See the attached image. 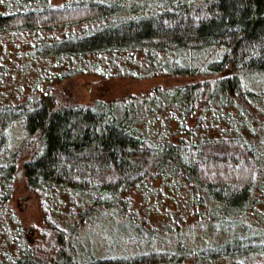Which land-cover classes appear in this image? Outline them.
Instances as JSON below:
<instances>
[{"label": "trees", "instance_id": "1", "mask_svg": "<svg viewBox=\"0 0 264 264\" xmlns=\"http://www.w3.org/2000/svg\"><path fill=\"white\" fill-rule=\"evenodd\" d=\"M0 3V39L24 37L28 46L14 52L46 84L0 106V220L21 166L55 246L50 263L15 227L20 238L14 250L0 245V264H264V153L248 132L249 117L264 125V0ZM151 76L177 82L119 97L99 91L115 77ZM72 79L99 94L62 100L53 84ZM207 117L218 131L200 136ZM20 118L27 134L16 146ZM165 187L172 207L149 229L133 195L153 200ZM116 217L138 249L115 251L105 224L99 243L82 242L89 226Z\"/></svg>", "mask_w": 264, "mask_h": 264}, {"label": "rangeland", "instance_id": "2", "mask_svg": "<svg viewBox=\"0 0 264 264\" xmlns=\"http://www.w3.org/2000/svg\"><path fill=\"white\" fill-rule=\"evenodd\" d=\"M3 4L4 3H0V7H4ZM10 35L11 34L3 35L0 39L1 107L4 105H16V103H23L27 97L32 95V91L35 90L34 92L40 95L46 88L44 86L46 84L40 85L33 81L32 76H28L34 73V68L30 67L28 62L26 63L25 59H23L24 62L21 60V58L19 59L14 52L18 49L23 50L26 46H28L27 40L22 36ZM4 49L12 50L13 52H5ZM69 81L75 80H66V82L63 81L62 83L53 84L52 88L56 95L61 96L60 98L66 101L65 95L70 96L72 95V93H75L79 98H81L80 100L82 102L89 103L95 98V95L99 94V91L103 93L104 97H119L123 96L124 94H140L146 92L157 84H161L164 86L173 84L177 82V79L166 76H151L148 78L115 77L110 80L109 83L112 86H110L108 90H105V87H103L99 91L96 89L92 90V88H94L93 84L89 85V83L85 81H83L84 86L79 83V80L77 83ZM79 85L82 88L79 89ZM38 87L39 89H35ZM244 120H241L240 118L239 123H242ZM257 121L258 120L256 119V117H249L248 122L249 124H252V127L251 129H248V132L252 131L253 135L255 136V145L261 152L264 153V125H261ZM229 124L231 125L233 124V122H230ZM244 124L245 123L243 122L238 126L240 132ZM168 126H170V124ZM11 127L13 141L15 142L16 146H20L27 134L23 119L20 118L19 120L15 121ZM197 129H199L198 134H200V136L201 134L205 133H207L208 135H212V133L214 134L216 133V131H218V129L214 126V122L211 121L208 117L205 118L204 122L201 123L199 127H197ZM245 130L247 132V129ZM13 145L14 144L12 143V146ZM20 169L23 168L21 166L18 167L14 175V180L9 188V190H11L12 192L5 204V210L2 209L4 219L3 221L0 220V245L4 244L5 240H8L10 241V250H14L16 246L14 240H16L17 237L20 238L19 234H15L14 232L15 227H18V233H20L24 241L26 240L29 243V247L39 250L40 256L44 258H46V256L49 257L48 261L51 263V257L53 256V254H51V249L55 247L52 232H50V228L47 227L44 221L41 210V202L39 201V195H37L27 187L23 172L20 176L18 174V171ZM260 181L262 191H260L259 194L264 198V172L261 175ZM5 187L6 186L1 184L0 190L5 191L7 189ZM163 191L166 192V194H164L163 196L158 192L152 191L151 193L156 197H154L153 200H149L148 198L143 199L142 193L140 192H137L135 195H133V197L135 198V208L138 214L143 217L144 215H147L149 213V219L151 220V222L146 225L149 229L155 226H157L158 228L162 227L161 225L166 222L165 220L167 218V211L170 207H172V202L169 198L171 194L169 195L167 193L168 189L166 187L165 189H163ZM160 195L162 197L161 201H159V204H155V200H157V197H160ZM261 206L263 209L264 202ZM12 211H14V220L17 219L18 225L12 222L14 220H8L7 214ZM205 214L207 215V213ZM120 220L121 219H118V217H116L114 218L113 222L111 220L95 222L93 226H89L90 230L82 232V242L87 244L89 237L92 236L95 243H99V240L102 237L103 233L102 229H99L105 226H110V229H108L110 231H108L109 233H107L108 237L104 239H111L116 242L115 251L120 252L121 250L138 249V247H136L137 245L130 242L131 240H129L130 236H133L134 233L127 229L125 231H122L121 227L117 226L119 225ZM103 242L107 244V242L109 241H100L99 246L101 250L104 249ZM19 244L22 245L20 242Z\"/></svg>", "mask_w": 264, "mask_h": 264}, {"label": "water", "instance_id": "3", "mask_svg": "<svg viewBox=\"0 0 264 264\" xmlns=\"http://www.w3.org/2000/svg\"><path fill=\"white\" fill-rule=\"evenodd\" d=\"M22 172H23V169H20V170L18 171L19 176L22 174Z\"/></svg>", "mask_w": 264, "mask_h": 264}]
</instances>
